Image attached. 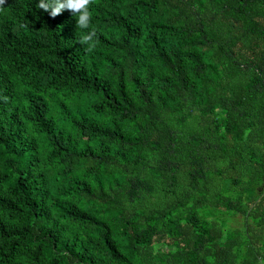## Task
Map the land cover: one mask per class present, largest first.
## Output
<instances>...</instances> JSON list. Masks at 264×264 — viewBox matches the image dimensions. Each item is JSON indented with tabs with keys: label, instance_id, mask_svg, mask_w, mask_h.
Instances as JSON below:
<instances>
[{
	"label": "trees",
	"instance_id": "16d2710c",
	"mask_svg": "<svg viewBox=\"0 0 264 264\" xmlns=\"http://www.w3.org/2000/svg\"><path fill=\"white\" fill-rule=\"evenodd\" d=\"M0 0V264H264V0Z\"/></svg>",
	"mask_w": 264,
	"mask_h": 264
},
{
	"label": "clouds",
	"instance_id": "9594fccd",
	"mask_svg": "<svg viewBox=\"0 0 264 264\" xmlns=\"http://www.w3.org/2000/svg\"><path fill=\"white\" fill-rule=\"evenodd\" d=\"M90 4L91 0H39L37 8L47 12L50 17L57 16L62 10H69L75 17L77 27L82 30L79 43L91 51L96 45V28L91 24Z\"/></svg>",
	"mask_w": 264,
	"mask_h": 264
}]
</instances>
